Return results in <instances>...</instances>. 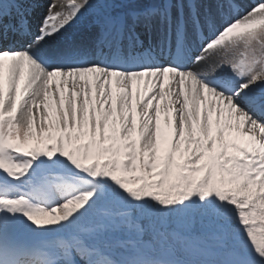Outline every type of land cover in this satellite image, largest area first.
Masks as SVG:
<instances>
[{
    "label": "snow or ice",
    "instance_id": "snow-or-ice-1",
    "mask_svg": "<svg viewBox=\"0 0 264 264\" xmlns=\"http://www.w3.org/2000/svg\"><path fill=\"white\" fill-rule=\"evenodd\" d=\"M0 192L8 264H264V0H0Z\"/></svg>",
    "mask_w": 264,
    "mask_h": 264
},
{
    "label": "bare ground",
    "instance_id": "bare-ground-1",
    "mask_svg": "<svg viewBox=\"0 0 264 264\" xmlns=\"http://www.w3.org/2000/svg\"><path fill=\"white\" fill-rule=\"evenodd\" d=\"M149 88H151V85H149ZM137 91L139 92V94L142 98L145 97L146 93L144 90V81L143 80H140L138 83L134 84V86H133V97H132L133 105H135V95H136ZM148 94H150V92ZM161 104H163V102H161ZM138 119H139V117H138Z\"/></svg>",
    "mask_w": 264,
    "mask_h": 264
},
{
    "label": "rangeland",
    "instance_id": "rangeland-1",
    "mask_svg": "<svg viewBox=\"0 0 264 264\" xmlns=\"http://www.w3.org/2000/svg\"><path fill=\"white\" fill-rule=\"evenodd\" d=\"M162 117H163V115L161 116V119H163ZM138 120H139V119H138V117H137V121H138ZM4 261L7 262V259H5V258H3V257H0V264H6V263H4Z\"/></svg>",
    "mask_w": 264,
    "mask_h": 264
}]
</instances>
